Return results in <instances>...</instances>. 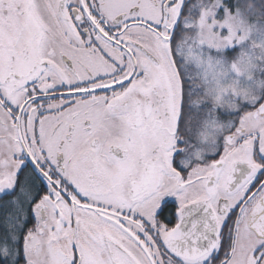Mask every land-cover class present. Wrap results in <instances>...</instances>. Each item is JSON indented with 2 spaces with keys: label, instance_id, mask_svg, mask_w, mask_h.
<instances>
[{
  "label": "snow or ice",
  "instance_id": "obj_1",
  "mask_svg": "<svg viewBox=\"0 0 264 264\" xmlns=\"http://www.w3.org/2000/svg\"><path fill=\"white\" fill-rule=\"evenodd\" d=\"M0 264H264V0H0Z\"/></svg>",
  "mask_w": 264,
  "mask_h": 264
}]
</instances>
